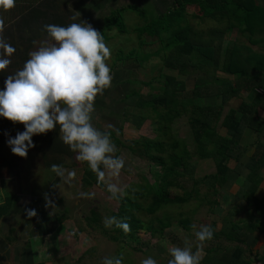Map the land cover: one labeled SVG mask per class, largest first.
Instances as JSON below:
<instances>
[{
	"label": "trees",
	"instance_id": "obj_1",
	"mask_svg": "<svg viewBox=\"0 0 264 264\" xmlns=\"http://www.w3.org/2000/svg\"><path fill=\"white\" fill-rule=\"evenodd\" d=\"M88 1L16 0L13 9L7 12L0 11V17L3 18L5 25L0 36L16 49L9 57L11 63L8 68L0 72V91L5 89L7 77L23 68L25 62L30 59L29 53L34 51L39 42L48 39L44 25L67 26L71 23L86 22L81 9ZM129 10L145 17V8L131 4L112 11L111 15L105 17L103 24L96 25L95 29L102 33L105 43L110 40L108 32L114 29L121 34L127 33L124 14ZM73 17L76 19H72ZM189 17L198 21L205 19L226 21V31L231 30L227 33L232 34L240 30L250 37V44L264 42L260 41V33L264 31V0H174L173 6L168 8L166 13L157 15L147 26L135 30L140 34L143 44L146 43L143 40L145 35L157 38L164 44L163 48L167 52L166 54L162 52L161 60L164 67L177 70L182 76L188 75V72H197L198 75L192 90H186V81L167 76L160 83L157 92L149 93L147 98H143L135 91L132 93L133 97L129 96L132 98L131 104L140 109L150 107L158 118V122L154 124L156 130L152 128L153 126H148L144 130L147 117L127 113L141 133L148 131L150 135L149 139L129 146L132 151H137L135 147L139 149L142 146L144 148L142 155L152 162L147 175L149 188L146 191H132L131 197L125 196L119 201H114L112 215L131 226V231L127 234L115 226L110 231L106 230L98 207H93L91 215L87 218L91 225H96L114 242L119 241L121 236H128L131 240L137 241V245H133L134 248L140 247V235L144 231L153 233L156 230L147 226L137 215L138 211L143 210L138 199H146L148 194L152 199L146 210L156 214L166 206L185 204L192 197L199 196L202 185L214 195H219L231 175L248 168L251 170L249 177L253 182L247 190L240 187L235 198L240 201L246 200L249 205L258 208L262 204V201L254 197V191L258 188L255 178L264 168V162L260 161L264 159V143L258 142L247 165L241 160L247 151V147L242 145L246 129L260 133L264 127V121L257 115L258 108L264 110V96L258 93L259 89L264 91V55H252L251 49L243 50V45L239 48L235 44H227V38L224 39L226 32L219 28L210 30L205 41L204 33L197 28L195 30L190 24ZM185 22L188 24H184ZM2 54L0 50V55ZM133 58H137L134 51L129 54L121 52L118 55V60L121 61ZM200 61L209 65V69L199 70ZM229 77L232 79L229 80ZM151 83L141 82V85L151 89L153 88ZM244 89L254 93L255 102L243 101L238 110L230 109L222 119L228 101L239 98ZM218 97H221L220 103L210 102V99ZM208 99L210 105L205 104V100ZM198 100H203L204 103L201 104ZM238 112L242 114L240 119L236 118ZM188 124L192 129L196 147L194 155L199 157L197 160L194 159L188 143ZM18 125L23 133L25 131L23 124H13L0 117V151L4 149ZM59 136V126L46 134L34 135L32 141L35 147L32 149L37 151L43 160L47 159L48 154L59 156L60 159L55 160L54 164L66 169L68 166L64 157H70L75 153L59 139ZM10 169L12 171V168ZM85 175L84 180L91 186V194L98 196L97 190L102 185H98L97 177L89 167L86 168ZM9 179L13 180V177ZM59 181V177H54L48 191L27 208H23L19 203V195L12 193L6 196L4 203L0 205V219L16 213H26V209L29 210L44 202L45 196L53 192L54 185ZM190 181L192 190L184 191L183 195L179 194L177 189L183 190V184ZM212 202L217 203L216 200L210 201L211 204ZM59 220L63 222L65 219L61 216ZM167 220V222L161 220L160 233L171 226L170 218ZM180 222L185 229L191 228V220L183 219ZM213 224L211 228L214 237L208 243L224 237L227 245L203 249L201 264H264V255H256L257 260L247 257V248H252L247 247V240L251 233L262 227L259 221L250 225L234 221L232 217L227 216L219 230L216 227L217 223Z\"/></svg>",
	"mask_w": 264,
	"mask_h": 264
},
{
	"label": "rangeland",
	"instance_id": "obj_2",
	"mask_svg": "<svg viewBox=\"0 0 264 264\" xmlns=\"http://www.w3.org/2000/svg\"><path fill=\"white\" fill-rule=\"evenodd\" d=\"M173 3L174 0H89L81 9L86 23L95 29L96 25L104 23L105 17L111 15L112 11L123 6L136 4L145 8V17H141L132 10L124 14L127 33L121 34L117 29L108 32L110 40L106 45L111 50V55L107 64L111 70L112 82L111 87L106 89L103 95L96 97L94 104L93 125L101 131L111 132V139L117 148L115 155L123 157L125 160V167L121 171L118 181H113L118 182L124 189L125 194L121 197H131L132 191H146L149 188L147 175L152 163L142 155L144 149L142 146L139 149L135 147L137 151L130 149L131 144L141 143L149 139L150 135L148 131L141 133L132 117H129L127 113L146 116L147 123L143 126L144 130L148 126H153L152 128L156 130L154 124L158 122L156 113L150 107L137 108L135 104L130 103L132 98L129 96L133 97L132 93L135 91L143 98H147L149 93L157 92L160 83L167 76L186 81V90H192L197 79V72H188V75L182 76L177 70L164 67L161 60L162 52L167 53L163 48L164 44L159 39L146 35L143 38L146 43L143 44L139 37L140 34L135 31L137 28L147 26L157 15L166 13ZM189 19L195 30L198 29L204 33L205 41L210 30L219 28L225 30V36H221H224V39L227 38V44H235L239 48L243 45V50H250L248 47L250 46V37L240 30L234 31L232 34L227 33L231 30L226 31V21L219 22L212 19L198 21L192 17ZM261 40H264V31L260 33ZM41 42L44 41H40L34 51L38 49ZM245 43H248V46L245 47ZM133 51L137 58L118 60L119 53L129 54ZM251 52L254 55L253 48ZM206 68L209 69V65L200 61L199 70L203 71ZM199 76L202 77V75ZM141 82H152L153 88L147 89L141 85ZM222 83L224 84V81ZM147 90L149 91L147 92ZM242 99V97L237 99V103L231 104V107L228 105L222 119L229 111V107L238 110ZM198 101L201 104L204 103L203 100ZM210 102L214 104L218 101L213 98L210 99ZM205 104H211L209 99L205 100ZM108 125H112L113 128L109 129ZM187 129L188 143L191 146L194 159L197 160L199 157L194 155L196 147L189 124ZM117 130L119 135H117ZM218 130H220V126ZM222 131L225 132V130ZM17 133H22L20 125L15 127L10 137L15 138ZM246 147L247 149L251 148L250 145ZM75 157L76 153L70 157H64V159L68 166L66 169L76 170V178L70 185L59 181L48 196L55 204L54 209L45 207L46 201H44L29 209H34L37 213L31 219L26 213H16L0 219V259L1 256L4 259L0 261V264H102L105 257H114L120 254H123L125 264H140L141 260L148 257L155 259L157 264H168V260L171 259L168 249L171 246L183 247L184 241L187 239L192 242L193 251L196 250L197 241L192 225L195 224L198 229L202 224L211 227L215 222L219 230L227 216L232 217L234 221L246 224V219L250 218L248 214H253L255 217V214H261L263 211L262 207L258 208L253 205L247 206L248 210H246L245 202L237 200L235 195L230 193L233 186L229 181L219 195H214L205 185H202L199 196L192 197L185 204L166 206L156 214H151L146 210L152 199L148 194L146 199H138L143 210L138 211L137 215L147 226L154 227L156 230L153 233L144 231L140 235V247L134 248L133 245H137V241L131 240L128 236H121L119 241L114 242L96 225L89 223L87 217L91 215L93 207L99 208L103 223L106 217H113L112 206L114 201H119L121 197L110 199L111 194L107 192L104 185L98 188V196L92 195L90 199L79 197L80 192L91 193V186L84 180L88 165L77 161ZM58 159H60L59 156L48 154L47 159L43 160L41 155L32 148L28 150L26 158H20L12 153L7 143L0 151V205L4 203L5 197L12 193L19 195V203L23 208H27L35 200H39L48 191L51 180L56 177V174L51 171V165ZM241 174L242 178L235 183L234 188L239 189L240 186L246 190L250 187V183H243L246 177L243 176V172ZM11 176L13 180L9 179ZM183 185V190L177 189L179 194L183 195L184 191L192 190L191 181ZM215 200L216 204L210 203ZM61 216L65 219L63 222L59 220ZM168 218H170L171 226L160 233L161 220L167 222ZM257 218L260 219L259 216L255 217L253 223L257 221ZM183 219L191 220V228L183 227L180 222ZM261 220L262 218L259 220L260 225L262 224ZM112 228L113 226L106 230L110 231ZM226 245L227 241L223 237L218 241L214 240L213 243L207 242L204 249L210 246ZM247 257L251 256L247 255Z\"/></svg>",
	"mask_w": 264,
	"mask_h": 264
},
{
	"label": "clouds",
	"instance_id": "obj_3",
	"mask_svg": "<svg viewBox=\"0 0 264 264\" xmlns=\"http://www.w3.org/2000/svg\"><path fill=\"white\" fill-rule=\"evenodd\" d=\"M15 3L16 0H0V11H10ZM4 27V20L0 17V33ZM44 30L48 39L29 53L30 59L22 69L7 77L5 89L0 91V117L13 124H23L25 128L15 138L9 137L8 146L14 155L26 158L28 150L35 147L34 135L46 134L59 126V139L76 153L75 159L88 165L97 177L98 185L106 186L110 199H119L125 194L124 189L113 181H118L125 160L115 155L117 148L111 132L101 131L92 123L96 97L111 87L112 75L107 64L111 50L102 33L86 22L67 26L47 24ZM0 50L3 52L0 72H4L16 49L0 36ZM108 128L113 126L108 125ZM51 171L64 184L70 185L76 178L75 169L68 170L61 165H51ZM78 195L89 199L92 196L86 192ZM45 201V207L55 208L47 195ZM25 211L29 219L37 215L34 209ZM112 226L125 234L131 231L126 221L106 217L104 227ZM192 228L197 241L196 250L193 251V244L187 239L183 247L171 246L168 264H201L203 249L213 239L214 231L203 224L198 229L194 224ZM123 261L124 256L120 254L105 257L102 264H123ZM140 264H157V261L148 257Z\"/></svg>",
	"mask_w": 264,
	"mask_h": 264
},
{
	"label": "crops",
	"instance_id": "obj_4",
	"mask_svg": "<svg viewBox=\"0 0 264 264\" xmlns=\"http://www.w3.org/2000/svg\"><path fill=\"white\" fill-rule=\"evenodd\" d=\"M246 46H248V43L246 44ZM248 47L250 49H252V48L254 49V51H255L254 55L255 54L258 56L264 55V42H261V45L256 44V43L250 44V46H248ZM229 79L231 80L232 78L230 77ZM258 93H260L264 96L263 90L259 89ZM240 97L243 98L241 100V103L243 101H245L246 103H252L254 101V98H255L254 93L248 89H244L243 91H241L239 98ZM239 98L236 97L234 99H230L228 101V103L226 104L225 109L228 105H230V107H231V104H236L237 103L236 100ZM216 100L220 103L221 97L216 98ZM230 107H229V111H230V109H233ZM224 112H225V110H224ZM227 113H226V115H227ZM257 115L260 117V119L262 121H264V110L263 109L258 108L257 109ZM241 117H242V114L240 112H238L236 115V118L240 119ZM222 130H224V129H222ZM259 141L264 143V127L261 128L260 133H257L256 131L249 129V128L246 129L244 136L242 138V145L243 146L250 145L251 148L247 149V153L245 154V156L241 160L244 165H247L250 162V158H251L252 154L254 153V149L256 148V145L258 144ZM260 161H261V163H263L264 159L262 158ZM242 172L244 173L243 176L246 177L244 179L245 182H243V183H250V185H251L253 182V179H250V177H249L251 170H249L248 168H246L245 170H242L239 173H234L233 175L230 176V179H229V183L233 186V190H231L232 192H230L232 195H236V192H238V190H239V189H235L234 186H235V183L238 182L240 178H242L241 177ZM255 182L258 184V188H256L254 191V197L256 199L262 201L261 207L263 209L261 214H255L256 215L255 217L259 216L260 219L262 218V220H261V223H262L261 226L262 227L258 228V230L254 231V233H251V235L249 236V238L247 240V247H252V248H247V252H248V256H251L250 257L251 259L257 260L256 255H259V254L264 255V228H263L264 227V206H263V204H264V168L259 173V176L255 178ZM239 188H240V186H239ZM243 202H245L244 204L246 207L251 206L248 204V202L246 200ZM248 207L246 210H248ZM253 210H254V208H253ZM248 217H250V218L246 219V222H247L246 224H250V225L254 224L253 220H255V217L253 216V214H248ZM252 217H254V218H252ZM260 219L257 218L256 222H258ZM250 249H252V251H250ZM2 260H4V259L1 256L0 261H2Z\"/></svg>",
	"mask_w": 264,
	"mask_h": 264
}]
</instances>
